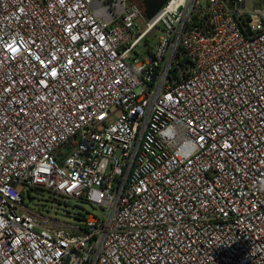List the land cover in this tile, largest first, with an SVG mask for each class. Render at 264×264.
<instances>
[{
    "label": "built area",
    "instance_id": "obj_1",
    "mask_svg": "<svg viewBox=\"0 0 264 264\" xmlns=\"http://www.w3.org/2000/svg\"><path fill=\"white\" fill-rule=\"evenodd\" d=\"M163 1L0 0V264H264V0Z\"/></svg>",
    "mask_w": 264,
    "mask_h": 264
},
{
    "label": "rangeland",
    "instance_id": "obj_2",
    "mask_svg": "<svg viewBox=\"0 0 264 264\" xmlns=\"http://www.w3.org/2000/svg\"><path fill=\"white\" fill-rule=\"evenodd\" d=\"M163 34L162 28L155 29L147 40L148 45L155 46ZM137 51L140 56L144 57L147 55L148 46L143 43L138 47ZM26 197L31 207L48 211L52 217L58 218L61 221L73 222L75 220L73 218L74 214L82 212L102 217V213L99 209L74 199H66L52 192L33 190L30 193H26Z\"/></svg>",
    "mask_w": 264,
    "mask_h": 264
},
{
    "label": "water",
    "instance_id": "obj_3",
    "mask_svg": "<svg viewBox=\"0 0 264 264\" xmlns=\"http://www.w3.org/2000/svg\"><path fill=\"white\" fill-rule=\"evenodd\" d=\"M145 14L148 19H151L164 5L163 0H144Z\"/></svg>",
    "mask_w": 264,
    "mask_h": 264
}]
</instances>
